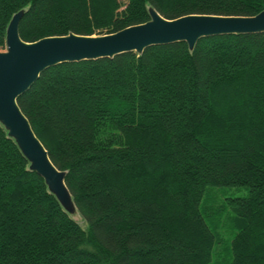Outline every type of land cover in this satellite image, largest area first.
<instances>
[{
	"label": "trees",
	"instance_id": "1",
	"mask_svg": "<svg viewBox=\"0 0 264 264\" xmlns=\"http://www.w3.org/2000/svg\"><path fill=\"white\" fill-rule=\"evenodd\" d=\"M254 17L264 0H0L24 42L102 36L149 9ZM18 104L78 214L0 124V264H264V33L213 36L44 71ZM247 188L220 201L218 188Z\"/></svg>",
	"mask_w": 264,
	"mask_h": 264
},
{
	"label": "water",
	"instance_id": "2",
	"mask_svg": "<svg viewBox=\"0 0 264 264\" xmlns=\"http://www.w3.org/2000/svg\"><path fill=\"white\" fill-rule=\"evenodd\" d=\"M24 12L12 18L6 51H0V124L29 161L30 169L45 180L50 192L73 216L78 215V210L66 185V172L52 163L18 104L44 71L64 63L114 58L131 52L141 55L153 46L186 42L194 50L203 38L264 33V11L254 17L190 15L168 20L150 8L151 19L147 23L115 34L90 37L71 33L27 43L19 33Z\"/></svg>",
	"mask_w": 264,
	"mask_h": 264
},
{
	"label": "rangeland",
	"instance_id": "3",
	"mask_svg": "<svg viewBox=\"0 0 264 264\" xmlns=\"http://www.w3.org/2000/svg\"><path fill=\"white\" fill-rule=\"evenodd\" d=\"M6 51V49H5ZM248 193L247 188H232V187H227V188H218L215 189V194L218 196L220 201H224L227 198L231 197H244ZM76 217V221L83 227L87 228V223L85 220L81 217V215H74Z\"/></svg>",
	"mask_w": 264,
	"mask_h": 264
}]
</instances>
